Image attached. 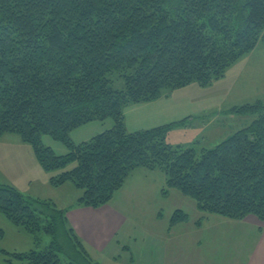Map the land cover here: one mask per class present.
<instances>
[{
  "label": "trees",
  "instance_id": "obj_1",
  "mask_svg": "<svg viewBox=\"0 0 264 264\" xmlns=\"http://www.w3.org/2000/svg\"><path fill=\"white\" fill-rule=\"evenodd\" d=\"M261 39L264 0H0V138L13 133L32 144L52 185L82 191L79 206L108 204L144 168L163 172V195L177 189L195 201L196 225L208 214L264 221V102L230 108L252 122L213 147L168 140L188 119L129 130L124 113L193 81L212 82ZM107 118L113 125L103 132L71 139L73 128ZM44 134L69 152L56 154ZM67 210L0 183V211L35 241L12 253L23 264H100ZM189 217L175 209L170 226ZM42 234L50 237L43 248Z\"/></svg>",
  "mask_w": 264,
  "mask_h": 264
},
{
  "label": "rangeland",
  "instance_id": "obj_2",
  "mask_svg": "<svg viewBox=\"0 0 264 264\" xmlns=\"http://www.w3.org/2000/svg\"><path fill=\"white\" fill-rule=\"evenodd\" d=\"M117 82L116 80V84ZM258 100L264 102V41L262 39L254 49L228 66L223 76L212 82L202 85L193 81L169 93L165 92L157 99L128 104L124 108V113L129 130L146 129L188 119L187 125L173 126L170 129L168 140L174 145L193 143L197 147H213L252 122L251 115L233 113L230 112V108ZM112 125V118L92 120L73 128L70 136L74 143H80ZM42 140L58 155L69 152V147L64 141L50 134H44ZM74 166L75 162L70 163L68 168ZM143 170L147 171L146 174L151 173L152 176L146 175L144 179L137 174L132 182H165L162 171ZM50 175L51 173L40 165L32 144L23 142L18 134L13 133H6L0 138V183L13 185L29 196L53 201L60 208L67 205L68 202L65 201L68 199L69 203L74 201L77 189L73 191L69 187L52 185ZM50 183L51 187L48 185ZM127 188L129 190L126 191V201H123L122 193L118 194L119 190L114 193L115 196L118 195L112 201L135 217L133 221L137 222L136 227L139 229L133 227L131 223L127 228L132 226L136 230L132 234L136 240L132 241L137 249L138 261L140 253L144 255L145 250L152 246L157 248L158 258H161V244L143 231L144 227L160 228L168 225L173 212L178 208H183L190 214L187 223L179 224L182 227H191L193 221L199 218V214L201 215L195 201L177 189H171L167 195H163L161 190L142 193L141 186L128 185ZM130 191L134 195L131 202H129ZM59 197L64 200H58ZM208 216H212V221L208 222L206 218L204 223L206 227L202 229L194 227L192 231L191 239L194 242L192 250L184 254L182 253L184 248L178 246L176 248L178 257L187 262L194 256L200 264L205 262L242 264L250 254L252 240L250 229L239 223L241 221L226 219L217 214H208ZM220 218H223V221H220ZM133 228L128 230H134ZM177 232L178 237L176 234L174 237L183 244L184 233L180 228H177ZM31 234L0 211V264H23L24 261L12 253L35 248ZM41 238L43 248L49 243L50 237L42 234ZM92 256L96 257L94 253ZM215 260L217 263H213Z\"/></svg>",
  "mask_w": 264,
  "mask_h": 264
},
{
  "label": "crops",
  "instance_id": "obj_3",
  "mask_svg": "<svg viewBox=\"0 0 264 264\" xmlns=\"http://www.w3.org/2000/svg\"><path fill=\"white\" fill-rule=\"evenodd\" d=\"M143 169L140 168L135 170L133 174L127 178L124 185L119 189L120 192L118 191V194H123V201L127 200L126 191L129 190L127 188L128 185L130 187L141 186L142 193L151 190H155V192H157L161 190V187H163L164 182H132L137 174H140L138 177H143L144 179L146 175L152 176L151 173L146 174L147 171ZM48 185L49 187L52 186L51 183ZM62 186L69 187L73 191H75L74 189H77V191H75V200L69 203L68 199L65 201L68 202L67 205H64L61 208L68 209V223L74 228L75 232L82 240L91 258L93 260L96 258L94 261L100 264H137L139 262V264H200V261H197V258H194V256L191 257V261L184 262L183 259L178 257V251L176 248L178 246L181 247V249L184 248L182 252L184 254L186 251H191L194 246V242L191 239L192 231L194 227L196 229L206 227L204 224L205 220L200 226L196 225L195 221H193L194 224L191 227H182L179 225L181 223H187L189 220L170 226L169 219L168 225L160 228L144 227L143 231L149 233L152 236L151 238L161 244V258H158L157 248L152 246L150 249L145 250L144 253L142 252L144 255H141L140 253V259L138 261L136 253L137 249L134 246V241H132L136 240V238H134V235L132 234L136 231L133 227L137 229L139 228L136 227L137 222L133 221L135 217H132L127 213V211L121 209L113 203V198L117 197L118 194L116 196L114 194L108 204L100 207H86L76 205V200L80 197L81 191L78 190L73 183L66 182L59 187ZM59 199L62 201L64 200L61 199V197H59L58 200ZM133 199L134 195L132 191H130L129 202ZM159 215H161V213H159ZM211 217L212 216L207 217L208 222L212 221ZM220 221H223V218H220ZM237 221H241L239 223H243V225H246L250 229L252 237L250 254L249 256H246V259L242 264H264V221L259 220L255 216H248L245 219ZM129 223L134 226H129V228H127ZM132 228L134 230H128ZM177 228H180L184 233L185 238L183 239V244H181L180 241H177L178 238L174 237L175 234L178 237ZM171 243L174 244V246H172ZM92 253H94L96 257L92 256ZM216 261L217 260L213 263H217ZM207 263L208 262H205L204 264Z\"/></svg>",
  "mask_w": 264,
  "mask_h": 264
}]
</instances>
